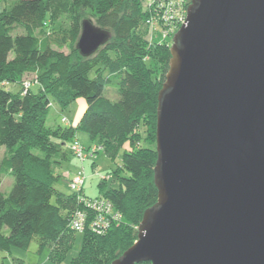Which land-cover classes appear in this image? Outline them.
Masks as SVG:
<instances>
[{
  "label": "trees",
  "instance_id": "obj_1",
  "mask_svg": "<svg viewBox=\"0 0 264 264\" xmlns=\"http://www.w3.org/2000/svg\"><path fill=\"white\" fill-rule=\"evenodd\" d=\"M143 8L144 0H18L0 11V148H5L0 176L14 178L7 196L0 191V252L26 250L35 237L42 252L45 242L70 241L67 233H76L69 220L83 207L70 188V194L56 190L62 177L55 168L66 160V146L79 131L112 161L124 145L128 151L121 156V169L108 175L118 185L106 187L104 182L97 196L111 203L121 223L103 235L92 233L87 225L79 233L83 244L71 264H110L135 242L144 211L157 200L153 181L157 94L168 70L169 49L161 77H153L151 66L157 64L153 55L172 41L171 37L154 44L147 54L132 50L130 40L139 32L142 38L144 32ZM87 12L95 24L84 17ZM60 13L67 15L69 29L46 32ZM84 20L111 34L88 58L75 48ZM13 27L25 33L13 37ZM118 52L128 59H117ZM28 75L39 86L37 94L23 90ZM12 86L19 91L10 92ZM106 90L118 99L105 97ZM78 98L85 100L86 110L76 127L46 124L51 104L62 112ZM83 189L80 194L85 196ZM13 262L21 264L17 259Z\"/></svg>",
  "mask_w": 264,
  "mask_h": 264
},
{
  "label": "water",
  "instance_id": "obj_2",
  "mask_svg": "<svg viewBox=\"0 0 264 264\" xmlns=\"http://www.w3.org/2000/svg\"><path fill=\"white\" fill-rule=\"evenodd\" d=\"M110 38L84 20L75 48ZM169 54L157 200L110 264H264V0H190Z\"/></svg>",
  "mask_w": 264,
  "mask_h": 264
},
{
  "label": "rangeland",
  "instance_id": "obj_3",
  "mask_svg": "<svg viewBox=\"0 0 264 264\" xmlns=\"http://www.w3.org/2000/svg\"><path fill=\"white\" fill-rule=\"evenodd\" d=\"M18 0H6L5 2H0V11H2L3 8L10 6L17 2ZM85 18L91 19L93 24H95V18L91 16L89 12L86 13L84 16ZM68 30L69 29V21L67 19V15L60 13L56 15L53 19V24L50 28H45L46 32H50L52 30ZM24 30L21 29L20 27H13L11 29V34L12 36L16 35H22L24 34ZM38 33V32H37ZM36 33V34H37ZM140 33V32H139ZM138 33V34H139ZM135 36L130 40V44L133 47L132 50H135L137 53H149L151 46L154 44L159 46V44H162L160 40L157 38V35H150V30L149 27L144 26V32H142L141 37L140 36ZM38 35V34H37ZM140 35V34H139ZM156 36V38H155ZM142 40L146 42V47L142 46ZM167 43V41H165ZM170 43L168 46H161L159 49L155 51V59L157 61L156 63H152L153 65L151 66V69L153 70V77H161V74L163 71H166L167 68V53ZM65 52L68 50L65 49ZM13 56V52H10L9 57L11 58ZM119 60H127L126 55H120V52H118V56L116 57ZM94 71H92L89 74V78H93ZM34 76L28 75L23 78L24 82H30V89L34 94H37L39 91V86L33 82ZM19 91V87L17 86H12L10 88V92L16 93V91ZM105 97L109 98L112 101H116L118 99V95L113 93L111 90H106L104 92ZM86 107V102L82 98H78L72 103V105L60 112L57 106L51 104L50 108L48 110L47 114V119H46V124L49 125L50 121H52V118L56 120V124L61 125V126H66V127H75L77 124V121L80 120V116H82L81 111V106ZM57 112V113H56ZM66 118L67 119V124L61 123V118ZM79 117V118H78ZM54 120V121H55ZM56 125V126H57ZM52 127V126H51ZM141 128L140 134L143 135L145 132V128L142 124L139 126ZM77 140L78 142L84 146L85 148L88 147H94V145L91 144V139L89 136L81 131L77 133ZM144 146L145 144L142 143ZM70 147V145H69ZM128 151V146L124 145L120 152L117 154L115 159L112 161L109 158H107L103 152H97L93 158H88L85 160L83 163V173L86 178V182L84 185V195L87 198H96L99 195L100 191V185L105 182V186H117V182L113 179L109 180V174L111 175L112 172L118 170L119 168L121 169V156L122 154ZM70 153V150H69ZM5 155V148L1 147L0 148V160L1 158ZM73 158V157H71ZM74 160V159H72ZM66 164H61L60 167H56L55 170L60 176L62 177L63 170L65 169ZM74 168H71L70 173L75 174L78 170L81 169V165L76 167V169L73 171ZM65 176V175H64ZM67 176V175H66ZM108 177V179H106ZM1 186H0V191L4 196H7L9 192L11 191L14 178L9 175H1ZM65 182L60 179L58 183L55 185L56 190L63 194H70L69 190V181L66 180V177L63 178ZM103 179H106L103 181ZM49 201L51 203H55V200L53 198H50ZM68 236H70V241H67L66 239L58 240L55 243H50V242H45L42 254L39 253V237H35L31 243L28 249L26 250H18V249H11L10 254L5 253V252H0V264H13V260L17 259L20 261L21 264H71V262L76 259L79 255V252L81 250L82 244H83V236L79 233H67Z\"/></svg>",
  "mask_w": 264,
  "mask_h": 264
},
{
  "label": "built area",
  "instance_id": "obj_4",
  "mask_svg": "<svg viewBox=\"0 0 264 264\" xmlns=\"http://www.w3.org/2000/svg\"><path fill=\"white\" fill-rule=\"evenodd\" d=\"M188 3V0H144L143 10L147 15L144 25L149 27L150 35L158 34L157 38L160 41L173 37L186 19ZM30 85V82H23V90L26 91ZM61 123L67 124V119L63 117ZM69 150L72 157L83 164L86 159L93 158L99 148L97 146L85 148L75 138L70 143ZM67 180L70 190L79 196L77 204L83 207L71 215L69 228L72 231L82 233L88 225L92 233L103 235L121 223V215L113 210L108 200L102 197L91 199L80 194L86 180L83 168L69 176Z\"/></svg>",
  "mask_w": 264,
  "mask_h": 264
},
{
  "label": "crops",
  "instance_id": "obj_5",
  "mask_svg": "<svg viewBox=\"0 0 264 264\" xmlns=\"http://www.w3.org/2000/svg\"><path fill=\"white\" fill-rule=\"evenodd\" d=\"M26 77V76H25ZM82 108H81V113H82V111H83V113L85 112V110H86V107H85V105L84 106H81ZM57 113V112H56ZM82 113V114H83ZM81 117V116H80ZM79 118V117H78ZM55 119L54 118H52V121H50V124L48 125V126H56L57 124H56V120L54 121ZM77 123H78V121H77ZM77 125V124H76ZM76 127V126H75ZM76 138H77V133H76ZM66 153H67V156L65 157V159L66 160H64V161H62V164H66V166H65V169L63 170V174H62V180L65 182V180L63 179L64 177H66V180H67V178L69 177V176H71L72 174L70 173V171L69 170H71V168H74L73 169V171L76 169V167L78 166V163H79V165H81V168H83L82 166H83V164H81L79 161H77L75 158H71L72 157V155L69 153V146L67 145L66 146ZM72 159H74V160H72ZM65 175V176H64ZM67 175V176H66ZM85 182H86V180H85ZM65 184H67V182H65ZM85 185V184H84ZM11 252V251H10ZM10 252L8 253V254H10ZM40 254H42V252H39ZM13 264H14V262H13Z\"/></svg>",
  "mask_w": 264,
  "mask_h": 264
}]
</instances>
